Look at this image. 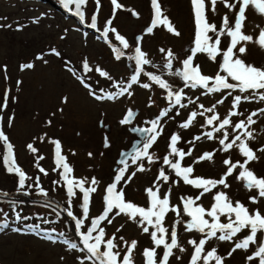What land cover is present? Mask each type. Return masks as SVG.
<instances>
[{"label":"snow or ice","instance_id":"1","mask_svg":"<svg viewBox=\"0 0 264 264\" xmlns=\"http://www.w3.org/2000/svg\"><path fill=\"white\" fill-rule=\"evenodd\" d=\"M58 2L81 23H85L86 18L90 21L87 23V27L100 33L96 38L103 39L111 47L115 60L121 61L124 58L130 62L132 74L127 81L115 80L101 66L90 65L87 58L82 61V71L85 75H80L72 68H68L90 96L97 101H116L125 96L130 98L134 94V85L151 89L155 84L165 90L164 98L168 102V107L162 109L153 119L144 121V124L148 125L147 127L139 125L137 111L131 108L127 109L120 123L125 126L130 125L129 130L141 139L135 142L132 150L121 152V159L117 161L120 167L115 169L113 180L110 183L102 184L96 177L89 179L88 177L74 176V170L67 162V156L62 153L60 141L49 140L50 143L55 144L57 167L53 171H59L64 181V185L61 186L66 188L68 205L71 206L75 198L82 210L81 214L77 216L71 207L64 209L67 216L75 222L76 232L80 237L79 242L72 240L64 232H57L54 228H42L40 223H25L32 217L22 215L23 210L19 208L20 202L12 199H9V204L13 217L10 218L9 213L0 208V213L3 214V219H0V233L10 229L15 233H34L52 243L60 241L66 245L69 251L75 250L82 254L77 256L78 264H86V262L87 264H135L132 254L138 241L132 240L129 243L123 235L117 238L116 233L108 236L106 232L107 226L111 225L117 217L124 216L129 221L136 223L142 233L147 234L154 244V247L146 248L143 251L145 264H169V258L174 255V250L185 251L178 231L181 226L186 233L201 234V238L187 240V243L194 249L189 264H225V260L232 257L237 250L247 252L251 245H257V247L246 256V260L253 264H264V176L258 177L248 168L250 162L260 159L256 151L264 154V147H257L254 151L249 144L251 140L256 139L253 131L249 130L251 125L257 123L253 117L258 114L264 116V108L251 112L246 119H236L244 116V112L241 110L243 102H264V67L246 63L241 58L246 52L249 42L258 43L264 47V27L255 26L258 29L255 39L252 34H246V21L250 14V6L252 10L264 16V0H190L194 23L192 44L189 54L180 62L181 67L175 69L174 62L178 57L171 49L160 48L159 52L163 54V62L159 65L154 63L149 52L143 50L141 46L143 35L136 38V45L132 52H126L132 46L126 37L113 26L116 11L124 8V5L118 0H110L113 6L112 14L99 24L101 0H93L95 11L90 14L86 11L89 0H58ZM218 4L228 10L223 13L219 26L214 22L218 14ZM73 5L74 7H71ZM151 8L153 14L150 26L145 29V34L161 30L175 36L181 35L166 15L161 0H151ZM0 19L6 18L0 17ZM39 22L40 17L33 20V23L38 24ZM3 27L11 28L12 25L0 24V28ZM23 27L24 25L18 24L17 30H22ZM110 34L119 42V45L113 43V40L109 38ZM83 35L87 36L88 33L84 32ZM222 38L228 41L223 46ZM50 52L57 57L61 56V53L55 48ZM198 56H206L210 61L215 62L218 71L211 75L205 74L201 70L200 63L196 62ZM37 59L47 63L43 54L37 56ZM148 66L157 71H149ZM33 67V63H26L21 65V70ZM4 71H7V65L4 66ZM95 73H99L107 81H111L115 91H105L103 88L99 92L94 90L93 83L89 82L92 80V76L87 74L94 75ZM165 74L178 77L182 81V87L174 89L173 85L165 78ZM142 77H146L149 82H142ZM5 78L7 79V77ZM17 83L19 84L20 81ZM185 89L199 90V95H195L193 99ZM9 93L10 90L5 91L0 112L7 109ZM210 95H216L215 102H209L210 106L206 107L205 104L198 103L201 97ZM13 99L15 100V98ZM226 101L228 104H225ZM64 102H67L66 97ZM151 103L150 100L149 106ZM189 105H195L196 110H189L187 118L179 124V127L189 129L200 117L204 119V123L200 126L209 127L211 130L187 141L191 145L187 151L183 147H178L182 137L179 132H174L168 137L166 155L157 156L152 149L164 135L165 124L168 120H174L176 116L180 115L178 107L188 109ZM220 105L225 106L226 114L223 117L218 110ZM14 118V114L8 117V127L12 126ZM47 124L51 125V120L47 121ZM46 136L47 133H44L38 139L43 142ZM205 137L210 141H217L220 147L193 157L195 142ZM0 142L5 147V152L0 160H2L6 172L18 177L16 191L29 194L28 189L36 188L41 195L46 197L48 192L41 184L40 176L37 175L33 180V177L28 175L18 164L14 145L4 130L3 115H0ZM105 146H110L107 138H105ZM26 147L32 153L39 151L32 143ZM216 151L228 154L227 158L222 161L225 166L223 175L218 179L194 175V165L205 160L212 161ZM236 153L239 157L244 158L243 162L239 158L234 162L233 156ZM89 155L91 156V153ZM185 157L192 158L193 164L185 166L183 163ZM42 159H44L42 155L38 156L35 166L41 173L48 175L47 170L39 164ZM145 161L149 165L162 162L151 186L145 188L148 197L147 207L127 199L124 190L125 186L134 182L133 178H139L138 173L150 170L145 167ZM133 166H135L134 170ZM164 166H167L171 172L166 171ZM237 170L239 171L234 179L243 181L244 188L250 193L253 189L258 192L257 195L248 197L251 204L257 205L252 210L245 203L234 200L225 191L231 187L228 178L232 177ZM172 173H174V177ZM181 183L197 190V194L179 196L178 202H176L173 200V186ZM53 185H60V180H54ZM165 185L168 187L162 191L161 189ZM94 194H97L102 202L103 207L99 214L92 212ZM206 194H209L208 198L211 200L208 207H205L202 201V197H205ZM9 197L8 192L0 190V200ZM43 203L46 207L52 205V202L48 200ZM170 213L173 215H169ZM221 217H224V221L221 220ZM39 219L44 224L53 223L43 217H39ZM123 227L121 225L116 231L120 232ZM246 229L247 232H245ZM258 233L262 238L259 242ZM214 241L228 243L229 247L224 250L226 254L218 253L217 247L213 246ZM121 247L126 249L123 256H121ZM159 248H162V255L158 258L157 249Z\"/></svg>","mask_w":264,"mask_h":264},{"label":"rangeland","instance_id":"2","mask_svg":"<svg viewBox=\"0 0 264 264\" xmlns=\"http://www.w3.org/2000/svg\"><path fill=\"white\" fill-rule=\"evenodd\" d=\"M118 2L123 4L124 8L116 11L113 26L126 37L132 46L126 52L131 53L136 45V38L143 35L144 39L141 46L143 50L149 52L154 63L159 65L163 62V54L159 52V49L165 48L171 49L178 57L174 62V69L181 67L180 62L189 54L194 33L190 0H161L166 15L181 33L180 36L161 30H154L152 34H145V29L150 26L153 14L151 0H118ZM112 9L110 0H101L98 24L111 16ZM217 10L218 14L214 22L219 26L223 13L228 10L220 4L217 5ZM86 11L89 14L95 11L93 0H89ZM44 13L47 15H42ZM249 13L246 21V34H252L255 39L258 32L255 26L264 27V16L252 10L251 6ZM0 17L6 18L0 19V24L12 25L11 28H0V105L3 104L5 91L10 90L7 109L0 112V115L4 117V130L14 145L18 164L28 175L33 177V180L39 175L41 184L48 192L46 197L41 195L36 188L28 189L29 194H24L23 191L17 192L18 177L14 174H8L2 160H0V190L10 194L9 198L0 200V208L8 212L11 218L13 213L9 199L19 201V208L23 210L22 215L32 217L30 221L25 223H40L42 228H54L58 232L69 235L70 231L65 218H59V223L55 225L53 223L44 224L39 219V217H43L49 220L46 216L48 209L50 219L52 217L53 220H56L51 214V207L44 205L45 199L48 201L57 199L64 208L70 207L66 188L61 186L64 185V181L60 172L53 171L57 167L55 164V144L50 143L49 140L60 141L62 153L67 156V162L73 168L74 176L78 178L88 177L89 179L96 177L102 184L110 183L113 180L115 169L120 167L117 164L120 151L128 149L132 141L138 138L137 134L129 130L130 125L125 126L120 123L127 109L131 108L137 111L139 125L147 127L148 125L144 124V121L153 119L162 109L168 107V102L164 98L166 92L153 84L151 89L134 85V94L130 98L125 96L116 101H97L90 96L89 92L68 68H72L80 75H85L82 71V61L87 58L90 65L101 66L115 80L120 81H127L130 78L132 68L129 66L130 62L124 58L121 61L115 60L111 47L103 39L98 40L96 38L100 33L87 27V23L90 22L87 18L85 23H81L77 17L65 10L58 0H0ZM37 17H40V22L38 24L33 23ZM18 24L24 25L22 30H17ZM84 32H87L88 35H83ZM109 38L113 40L114 44L119 45V42L111 34ZM227 43L228 41L222 38V46ZM53 48L61 53L60 57L51 54L50 50ZM41 54L47 63L37 59V56ZM241 58L246 63L264 67V47L258 43L249 42L247 50ZM196 62L200 63L201 70L205 74L211 75L218 71L217 64L210 61L206 56H198ZM26 63H33L34 67L22 71L21 65ZM5 65H7L6 72L4 71ZM148 70L157 71L151 66H148ZM87 75L92 76V80L89 82L93 83V88L97 92L101 88L105 91H115L112 82L107 81L99 73ZM165 78L173 85L174 89L182 87V81L178 77L165 74ZM18 81H20L19 84ZM142 82L149 81L146 77H142ZM185 91L193 99L195 95H199V90L185 89ZM65 97L67 102H64ZM150 100L152 101L151 106H149ZM215 100L216 95H210L201 97L198 103H203L208 107L210 106L209 102L214 103ZM225 104H228V101ZM259 108H264V102H243L241 110L244 112V116L236 119H246L247 115ZM177 110L180 115L176 116L174 120L167 121L164 135L157 145L153 146L152 151L159 157L166 155L168 137L172 133H180L182 140L178 147H183L187 151L191 147L187 141L192 140L196 135L211 130L209 127L200 126L204 123V119L200 117L189 129H181L179 124L187 118L189 110H196V107L189 105L188 109L178 107ZM218 110L221 117L226 114L224 105L218 106ZM13 114L15 117L13 124L8 127V117ZM253 119L257 123L251 125L249 130L253 131L256 139L251 140L249 144L256 151L257 147H264V116L258 114ZM49 120H51V125L47 124ZM106 125H108V129H106ZM44 133H47V136L41 142L38 138ZM105 138L110 144L109 147L105 146ZM29 143H32L39 151L32 153L27 149L26 146ZM195 143L193 157H198L204 152H210L220 147L217 141H210L206 137ZM4 152L5 147L0 142V157ZM256 154L260 159L250 162L248 168L258 177H262L264 176V154L259 151H256ZM41 155L44 159L40 160L39 164L47 170L48 175L41 173L39 168L35 166L37 157ZM227 156L226 153L216 151L212 161L205 160L194 165V175L220 178L225 171L222 161ZM237 158L243 162L244 158L239 157L238 153L233 156L234 162ZM144 163L145 167L150 168V170L138 173L139 178H133L134 182L125 186L124 190L127 199L147 207L148 197L145 188L151 186L162 162L152 165H149L147 161ZM183 163L187 166L193 164V160L185 157ZM164 167L166 171L171 172L167 166ZM134 168L135 166H133V170ZM238 171L228 178L231 187L225 191L234 200L245 203L252 210L257 205L251 204L248 197L249 195H257L258 192L253 189L250 193L244 188L243 181L234 179ZM172 175L174 177V173ZM54 180H60V185L54 186ZM29 183L32 182L29 181ZM167 187L168 185H165L161 190L164 191ZM195 194H197V190L191 186L182 183L173 186V200L176 202H178L179 196ZM208 197L209 194L202 197L205 207L211 203ZM51 202L52 204L55 203L53 200ZM73 204H77L75 198ZM102 207L100 197L94 194L92 212L99 214ZM71 209L77 216L81 214L82 210L79 206L75 205ZM169 215L173 214L170 213ZM0 219H3L2 213H0ZM221 220L224 221V217H221ZM121 225L124 227L120 232H117V228ZM178 231L185 251L174 250V255L169 258V264H189L194 249L192 245L187 243V240L201 238V234L186 233L183 226L179 227ZM247 231L246 229L245 232ZM106 232L108 236L116 233L117 238L123 235L129 243L132 240L138 241L132 254L133 259L135 264H145L143 251L146 248L154 247V244L147 234L142 233L136 223L129 221L124 216L117 217L111 225L107 226ZM260 239L262 238L258 233V242ZM117 242L119 243V240ZM213 246L217 247V250L219 249L218 253L220 254H226L224 250L229 247L227 242L218 241H214ZM256 247L257 245H251L247 252L237 250L232 257L225 260V264H253V262L246 260V256L251 254ZM120 251L121 256H123L126 249L121 247ZM79 255L82 254L75 250L69 251L66 245L60 241L52 243L34 233H15L10 229L0 233V264H78L77 256ZM161 255L162 248H159L157 249L158 258Z\"/></svg>","mask_w":264,"mask_h":264},{"label":"flooded vegetation","instance_id":"3","mask_svg":"<svg viewBox=\"0 0 264 264\" xmlns=\"http://www.w3.org/2000/svg\"><path fill=\"white\" fill-rule=\"evenodd\" d=\"M45 200H47V199H45ZM50 200L51 201L53 200L55 202L50 207L52 209L51 214L54 217V219H56V220H53L52 217L50 219V214L48 212V209H47V212H46V216H48L49 220H51V221L53 220V224L54 225L59 223V218H65L67 220L66 225H67V227H68V229L70 231L69 235L68 234L67 235L72 240H75V241L79 242L80 241V237L77 235L75 222L73 221V219L71 217L67 216V213L64 211L65 208L62 206V204L59 203L60 202L59 200H57V199H50ZM75 205L79 206L78 203L77 204H73L72 203V205L70 207H74Z\"/></svg>","mask_w":264,"mask_h":264},{"label":"water","instance_id":"4","mask_svg":"<svg viewBox=\"0 0 264 264\" xmlns=\"http://www.w3.org/2000/svg\"><path fill=\"white\" fill-rule=\"evenodd\" d=\"M100 124H102V123L100 122ZM106 129H108V125H106ZM138 139H141V137L138 136V138L134 139V140L132 141L131 146H130L128 149H123V150H121V151H120V154H121V152H127V151L132 150L133 147L135 146V142H136ZM119 159H121V155H119V157L117 158V161H118Z\"/></svg>","mask_w":264,"mask_h":264},{"label":"bare ground","instance_id":"5","mask_svg":"<svg viewBox=\"0 0 264 264\" xmlns=\"http://www.w3.org/2000/svg\"><path fill=\"white\" fill-rule=\"evenodd\" d=\"M17 130V129H16ZM187 239V238H186ZM216 243V242H215ZM219 250V249H218Z\"/></svg>","mask_w":264,"mask_h":264}]
</instances>
